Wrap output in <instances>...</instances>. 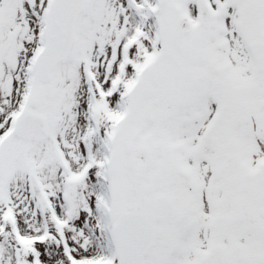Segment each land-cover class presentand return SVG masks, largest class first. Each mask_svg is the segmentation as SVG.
<instances>
[{
    "label": "snow or ice",
    "instance_id": "obj_1",
    "mask_svg": "<svg viewBox=\"0 0 264 264\" xmlns=\"http://www.w3.org/2000/svg\"><path fill=\"white\" fill-rule=\"evenodd\" d=\"M0 264H264V0H0Z\"/></svg>",
    "mask_w": 264,
    "mask_h": 264
}]
</instances>
